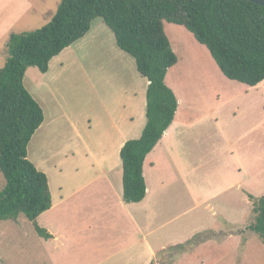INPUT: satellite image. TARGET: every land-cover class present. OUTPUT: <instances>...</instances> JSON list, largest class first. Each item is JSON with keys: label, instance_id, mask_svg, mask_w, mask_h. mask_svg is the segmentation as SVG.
<instances>
[{"label": "rangeland", "instance_id": "374dc122", "mask_svg": "<svg viewBox=\"0 0 264 264\" xmlns=\"http://www.w3.org/2000/svg\"><path fill=\"white\" fill-rule=\"evenodd\" d=\"M60 1L35 0L36 10L25 16L15 31L42 27ZM164 30L178 57L166 75L167 85L179 100L176 119L187 116L192 122L181 130V148L161 156L153 152L150 159L154 166L146 167L150 188L157 186L158 190L153 205L164 209L163 216L155 219L154 236L164 233L172 238L157 252L159 264L215 261V247L205 248L206 243L176 252L177 245L210 229L239 234L236 246H222L228 253L218 264H240L242 258L246 264H264V244L249 229L253 201L264 194V80L248 86L228 79L208 49L183 26L165 21ZM0 51L1 68L7 51ZM146 82L133 57L117 47L112 31L100 17L92 21L82 39L51 59L47 72L36 67L26 70L23 84L44 112L43 123L28 143L27 156L47 175L55 204L37 217V223L55 237L42 238L32 221L23 216L1 220L0 264L141 262L123 261L135 235L125 219L119 218L113 231L103 226L86 230L83 221L90 200L85 198L93 194V184L67 198L76 185L94 178L93 170L109 156L113 164H121L119 152L114 153L119 134L130 131L131 139L138 138L146 122ZM238 154L248 158L245 199L235 185L227 187L236 177L241 178ZM92 163L99 164L93 168ZM159 180L166 181L161 190ZM4 184L0 171V190ZM193 184L202 189L199 199L204 202L199 205H195L197 196L193 199L188 194L187 187L193 188ZM217 190L221 191L213 197ZM74 198L85 207L74 213L57 206L61 200H67L66 204ZM228 231L215 232L211 241L220 242L217 240Z\"/></svg>", "mask_w": 264, "mask_h": 264}, {"label": "trees", "instance_id": "16d2710c", "mask_svg": "<svg viewBox=\"0 0 264 264\" xmlns=\"http://www.w3.org/2000/svg\"><path fill=\"white\" fill-rule=\"evenodd\" d=\"M100 17L119 49L133 57L146 78V122L138 138L120 148L122 199L137 203L146 195L143 164L174 120L178 98L166 74L178 57L164 22L183 26L204 45L228 79L255 86L264 80V6L249 0H61L49 22L40 28L11 32L7 57L0 68V221L26 217L44 239L53 235L37 223L52 206L47 175L28 159L27 146L44 121V112L23 84L26 70L45 73L54 57L82 37ZM264 244V194L253 201L249 225ZM196 233L177 245L183 252L213 237ZM160 258L150 264H159Z\"/></svg>", "mask_w": 264, "mask_h": 264}, {"label": "crops", "instance_id": "0c3cea01", "mask_svg": "<svg viewBox=\"0 0 264 264\" xmlns=\"http://www.w3.org/2000/svg\"><path fill=\"white\" fill-rule=\"evenodd\" d=\"M35 5H36L35 0H0V50H5L4 45L5 42L7 41L9 34L11 32H16L15 31L16 27L22 24L21 21L25 18V16L29 15L30 13H33L34 10H36ZM3 41H5L4 44ZM166 75H168V72ZM146 86H147V82H146ZM51 119H53V115H51L49 121ZM191 122L192 121H188L187 116L180 117V119L177 120L175 114L174 120L171 123V125L165 130L162 138L158 141L156 146L146 156L143 164V175L146 182V195L142 201L137 203H127L123 201L122 165L121 164L119 165V163L117 162L113 164L111 161L112 157L110 156H109V160H106L105 163L103 164L101 163V165L98 166L97 169L95 168L96 170L94 169L95 171L93 170V173L95 174L94 178H89L88 181L86 180L83 183L76 185L72 191L73 193L71 192V194L73 195L69 194L67 198L69 199L70 197H74V195H76L78 191L84 188H88L93 184L92 185L93 194L85 198L90 200V203L87 205V207L90 210L85 215L84 218L85 220L83 221L85 224V228L88 232H91L94 228L97 229L101 226H103V228L109 231H113L115 230L114 225L116 224V221L119 220V218L122 221H124L125 219V221L130 224V231L133 232L135 235L133 236L132 242H130V244L128 245V248L131 250L130 253L128 254L129 256L123 258V261H141L138 264H150L151 261L156 260L157 252L165 247V245H163V242L169 240L167 243H170L172 239L166 236L164 233L161 235V237L154 236L155 219L156 217L163 216L164 209L162 207H156V205H153V203H156V200L158 201V190H157V186L153 190L152 188H150V184L147 181L146 167L152 168L154 166L155 161L153 162L150 159V156L153 152L156 151L157 155L161 156V155L170 154L173 151V149L181 148L183 145L180 139L181 130L184 127V125L189 126L188 123ZM129 133L130 131H128L127 135L122 133L119 134V141L115 146L114 153L119 152L123 143L126 140L131 139L130 138L131 134ZM237 157L239 159L237 174L241 176V178L239 179V177H236L232 182L228 184L227 187H232L233 185H235L237 187L236 188L237 192H239L240 195L245 199L246 184L244 183V181L246 180V162L248 158L246 157V155L241 156L239 154L237 155ZM98 164L92 163L91 166L94 168ZM157 183L159 187H161L160 188L161 190L163 186H165L166 181L159 180V182ZM192 187L193 188H190L188 186L187 190L191 198L194 199L197 196V200H196L197 203L195 205H199L200 203H203L204 200L199 199L202 190L200 185L193 184ZM219 191L221 190H217L214 194H212V196L214 197L215 195H217ZM65 201L61 200L60 203L59 202L57 203V206L62 205V209L64 208L74 213L79 211V209H81V207L83 206L80 200L75 198L73 199V201H68L66 202V204H64ZM125 204H131L133 206H126ZM54 205L55 204L52 201L51 208ZM161 224H164V222H162ZM221 230L223 232L225 231L227 232L230 229L227 230L212 229V231L217 233H219V231ZM53 237L55 236L53 235ZM212 239L213 238L205 242H202V244L206 243L204 245L205 248L209 245L215 247V249L212 250V255H213L212 260L215 261H206V262L208 264H218L220 261L224 259L225 256H227L226 253H228L225 252V250L228 249L222 248V246H228L229 244L230 246L232 245L236 246V244L239 243V234H234L233 232L228 231V233L224 235L220 240H217L220 242L214 243L215 241H211ZM152 240H154V242ZM156 240H158L157 244H155ZM198 245L194 247L196 248ZM110 255L111 254H109V256ZM178 262L180 261L177 262L171 261L166 264H178ZM198 262L200 261H197V263L194 264H198ZM240 264H246V260H243L242 258Z\"/></svg>", "mask_w": 264, "mask_h": 264}, {"label": "water", "instance_id": "95a60500", "mask_svg": "<svg viewBox=\"0 0 264 264\" xmlns=\"http://www.w3.org/2000/svg\"><path fill=\"white\" fill-rule=\"evenodd\" d=\"M249 1H252V2H254L256 4L264 6V0H249Z\"/></svg>", "mask_w": 264, "mask_h": 264}]
</instances>
